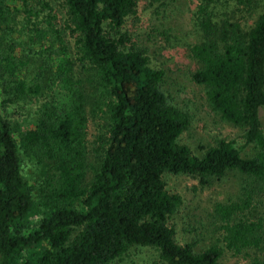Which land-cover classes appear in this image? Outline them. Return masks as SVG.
I'll return each instance as SVG.
<instances>
[{
    "label": "trees",
    "instance_id": "16d2710c",
    "mask_svg": "<svg viewBox=\"0 0 264 264\" xmlns=\"http://www.w3.org/2000/svg\"><path fill=\"white\" fill-rule=\"evenodd\" d=\"M141 3L0 0V264H119L137 248L159 264H224L226 251L264 264V0H197L186 35L171 23L181 0H152L148 20ZM181 46L252 156L228 139L200 157L183 143L192 118L160 60ZM233 172L243 196L201 227L218 242L180 244L183 199L165 175L207 185Z\"/></svg>",
    "mask_w": 264,
    "mask_h": 264
},
{
    "label": "rangeland",
    "instance_id": "374dc122",
    "mask_svg": "<svg viewBox=\"0 0 264 264\" xmlns=\"http://www.w3.org/2000/svg\"><path fill=\"white\" fill-rule=\"evenodd\" d=\"M151 1L142 0L140 4V10L143 11L142 16L146 20L149 19L152 12ZM196 1L181 0L180 8L171 21L173 28L175 27L174 29L179 35H186L191 29V17L195 11ZM188 41L193 43L194 38L188 37ZM160 60L167 71L168 89L176 102L188 111L192 118L191 128L182 138L183 143L200 157L206 147L216 144L220 139H228L235 142L237 149L244 158L252 156L253 148L245 145L242 131L220 121L208 105L205 87L193 82L191 75L199 67L189 56L187 47L181 46L162 52ZM40 73L37 63L27 70L29 80H34L35 84L41 82L40 77L42 75ZM261 122L264 130V110L261 111ZM89 163H92L91 158H89ZM33 173L35 176L42 175L37 168ZM91 178L92 176L89 175L88 182ZM164 180L167 184V190L170 193L179 194L183 199V205L174 219L177 241L182 245L196 241L199 249L208 248L218 242L219 237H210L206 233L203 237L201 234L203 225H207L211 230L214 229L210 222V215L213 213L215 205L237 202L243 196V190L247 186V179L236 172L227 174L221 180H213L207 185H202L199 181L183 175L166 174ZM236 261V258L226 251L223 263L232 264ZM119 264H159L158 253L151 248L133 249Z\"/></svg>",
    "mask_w": 264,
    "mask_h": 264
}]
</instances>
